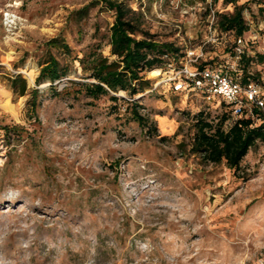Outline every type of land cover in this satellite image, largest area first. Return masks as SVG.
Here are the masks:
<instances>
[{
    "label": "rangeland",
    "instance_id": "rangeland-1",
    "mask_svg": "<svg viewBox=\"0 0 264 264\" xmlns=\"http://www.w3.org/2000/svg\"><path fill=\"white\" fill-rule=\"evenodd\" d=\"M91 1L0 0V126H19L0 140V264L264 262V141H255L236 172L191 153L198 114L214 125L223 105L154 85L167 75H157L158 68L145 74L151 87L134 97L119 91L92 98L71 86L80 76L74 58L95 50L114 58V13L98 4L80 18ZM128 3L156 40L181 54L202 48L206 60L226 66L234 32L207 42L209 24L234 3ZM236 3L244 5L249 55L264 56V0ZM51 38L70 47L69 56L50 50L68 73L37 85ZM249 69L264 80V61ZM17 74L28 88L22 96L11 88ZM132 100L149 117L151 133L125 113Z\"/></svg>",
    "mask_w": 264,
    "mask_h": 264
},
{
    "label": "trees",
    "instance_id": "trees-1",
    "mask_svg": "<svg viewBox=\"0 0 264 264\" xmlns=\"http://www.w3.org/2000/svg\"><path fill=\"white\" fill-rule=\"evenodd\" d=\"M130 0H93L78 10L80 18L88 14L91 7L98 4L104 5L108 10L113 11L114 20L110 26L108 46L110 59L101 52L90 51L81 57L74 58L80 66V76L78 80H69L71 86L78 85L79 90L87 97L97 98L101 95L124 91L130 97L149 89L151 82L146 78V72L151 73L153 69L165 68L166 64L181 56L180 49L172 42L158 41L154 34L149 33L141 27L140 13L134 10L128 3ZM204 1V0H194ZM214 2L216 0H213ZM224 3H234L231 12H215V27L219 32H234L240 35L247 42L245 31L248 29L243 17V4H237L236 0H223ZM47 52L34 81L37 85L49 80L50 83L66 76L68 67L60 64L59 59L50 50L53 48L60 50L65 56L70 55V47L59 38H51L46 42ZM208 63L212 60H206ZM264 61L263 55H258L256 59L250 55L244 56L239 64L242 81L258 77L249 69L250 62ZM204 62V63H207ZM90 80V81H89ZM264 85V80L261 81ZM11 88L16 96L25 95L28 91L26 80L17 74L11 80ZM68 86L62 87V91H67ZM61 91H56L59 95ZM30 100L28 105L32 111L37 105L38 89L29 90ZM112 99H117L111 96ZM125 113L136 121L141 127L148 126L149 117L144 116L138 110L137 100L128 102ZM223 108H224V104ZM244 109L240 115L233 117L229 110H223L219 120L212 125L198 114L194 124L190 152L200 155L206 162H224L226 167L234 172L240 169V161L247 154L256 140L264 141V116L260 110L254 106ZM258 120V124L255 123ZM224 125L226 126L224 128ZM19 126H0V140H9L10 131L18 129ZM154 128L149 125L148 131L151 133Z\"/></svg>",
    "mask_w": 264,
    "mask_h": 264
},
{
    "label": "built area",
    "instance_id": "built-area-1",
    "mask_svg": "<svg viewBox=\"0 0 264 264\" xmlns=\"http://www.w3.org/2000/svg\"><path fill=\"white\" fill-rule=\"evenodd\" d=\"M209 35L207 42L223 41L224 33L215 27L214 16L210 20ZM247 46L242 36L233 34L232 44L225 45V48H229L225 70L221 68V64L208 63L202 48L188 49L181 56L169 61L165 68L157 70V75H167L154 85L165 82L174 93L218 98L219 104H224L225 110H229L233 117L240 115L244 109L250 111L251 106L258 108L264 116V85L254 79L242 81L239 75V64L244 56L249 55Z\"/></svg>",
    "mask_w": 264,
    "mask_h": 264
},
{
    "label": "bare ground",
    "instance_id": "bare-ground-1",
    "mask_svg": "<svg viewBox=\"0 0 264 264\" xmlns=\"http://www.w3.org/2000/svg\"><path fill=\"white\" fill-rule=\"evenodd\" d=\"M157 74H158V72H157V70L155 71ZM153 72H151L150 74H152ZM154 75V74H153Z\"/></svg>",
    "mask_w": 264,
    "mask_h": 264
}]
</instances>
